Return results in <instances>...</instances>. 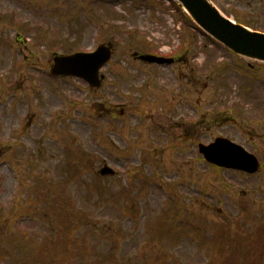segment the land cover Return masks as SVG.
Masks as SVG:
<instances>
[{"label": "rangeland", "instance_id": "obj_1", "mask_svg": "<svg viewBox=\"0 0 264 264\" xmlns=\"http://www.w3.org/2000/svg\"><path fill=\"white\" fill-rule=\"evenodd\" d=\"M211 2L264 32V0ZM192 24L166 0H0V264H264V66ZM99 44L100 88L49 74ZM176 47L188 63L132 59ZM216 136L257 173L203 162Z\"/></svg>", "mask_w": 264, "mask_h": 264}, {"label": "water", "instance_id": "obj_2", "mask_svg": "<svg viewBox=\"0 0 264 264\" xmlns=\"http://www.w3.org/2000/svg\"><path fill=\"white\" fill-rule=\"evenodd\" d=\"M190 17L208 34L232 50L235 54L264 63V33L251 31L240 24L231 23L208 0H175ZM109 49V48H108ZM100 46L93 54L77 53L67 57H55L51 69L53 75H72L85 79L91 85H98V69L110 57V50ZM142 60L164 62L160 58L145 55ZM200 152L208 162L223 167L255 171L256 163L238 146L222 139L208 146L200 145ZM109 171L102 170V173Z\"/></svg>", "mask_w": 264, "mask_h": 264}, {"label": "flooded vegetation", "instance_id": "obj_3", "mask_svg": "<svg viewBox=\"0 0 264 264\" xmlns=\"http://www.w3.org/2000/svg\"><path fill=\"white\" fill-rule=\"evenodd\" d=\"M181 59H182L181 57H178V58L175 59V61H176V60L178 61V60H181ZM227 119H230V118H227ZM260 124H261V123H260ZM260 124H259V125H260Z\"/></svg>", "mask_w": 264, "mask_h": 264}]
</instances>
